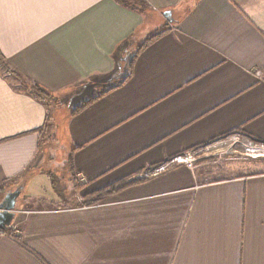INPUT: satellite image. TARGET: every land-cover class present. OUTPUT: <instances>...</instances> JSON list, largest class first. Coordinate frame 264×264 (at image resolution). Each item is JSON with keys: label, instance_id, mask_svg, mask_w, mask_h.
Instances as JSON below:
<instances>
[{"label": "crops", "instance_id": "1", "mask_svg": "<svg viewBox=\"0 0 264 264\" xmlns=\"http://www.w3.org/2000/svg\"><path fill=\"white\" fill-rule=\"evenodd\" d=\"M150 26L169 30L127 78ZM0 57L11 70L0 67V202L22 188L0 227V264H264V172L229 162L152 173L224 135L264 144V0H0ZM103 93L76 115L64 107ZM54 133L63 198L40 188L55 183Z\"/></svg>", "mask_w": 264, "mask_h": 264}, {"label": "rangeland", "instance_id": "2", "mask_svg": "<svg viewBox=\"0 0 264 264\" xmlns=\"http://www.w3.org/2000/svg\"><path fill=\"white\" fill-rule=\"evenodd\" d=\"M149 28L154 29L153 33L156 31L155 29H157V27H153V26L152 27L150 26ZM137 48L138 47H136V49ZM122 70H123V66H121V70H119V75H121ZM64 107L68 109L66 111H73L77 106L75 107V105L72 104L71 108H68V106L66 105ZM52 125H56V124L52 123ZM51 130L54 132L55 129L54 130L51 129ZM56 142H57V135L56 133H54L50 136V147L48 148L51 150L54 149V151H51V152L58 154L55 157V161H54V165L55 167H57L55 170L56 171L55 183L52 180H50L46 184L43 183L42 185H40V188L43 189V191H46L45 196L56 194L59 197L63 198L66 196V195L64 196L63 191L64 190L66 191V186L68 184V182L66 181L67 171H66L65 166L61 163L64 157L63 152L59 149L55 151L57 149ZM256 145L260 146L264 144L262 142H257L253 140L252 138H247L246 136H243L242 134L240 135L239 133H232L230 135H224L218 139L212 140L210 143L202 146L203 148L200 147L201 149L197 148L191 151L196 152V155L199 157L197 161L198 163L197 167L199 164L207 163L208 166L210 167L213 166L217 170L222 171L227 167V163L229 162H243L246 165L245 167L248 166V170H251L253 173H262L264 172V155H260L261 154L260 152H257V151L254 152L250 149L248 150L247 148V146H256ZM59 147L64 148V144H60ZM191 151H188V152H191ZM53 153L51 154V156L53 155ZM195 169H192V170H195ZM77 181H73L74 186L71 183L72 189L75 188V190H79L80 187L82 188V186L84 185L81 181L80 182H77ZM68 189H70V187ZM84 198L85 197H83V200ZM105 200L99 203L105 202ZM85 205H89V204L85 202ZM17 214L18 216H22L24 212L18 211ZM18 222H19V218H18V221L16 220L15 224H18ZM11 230L13 231L12 228Z\"/></svg>", "mask_w": 264, "mask_h": 264}, {"label": "trees", "instance_id": "3", "mask_svg": "<svg viewBox=\"0 0 264 264\" xmlns=\"http://www.w3.org/2000/svg\"><path fill=\"white\" fill-rule=\"evenodd\" d=\"M169 30V28H164L163 30L157 31L155 32L152 36H150L143 44H141L135 55L132 57V59L130 60L129 63V75L127 78L132 76V73L134 71V66L136 63V59L138 58V56L144 51V49H146L151 43H153L156 39H158L159 37H161L163 34H165L167 31ZM0 67L3 70H9V67L7 66V64L4 62V60L0 57ZM8 71V72H9ZM25 87L33 94L35 95L37 98L45 101L48 105H50V103L55 102L57 100V98L55 97V95H53L51 92H49L48 90H46L45 88H43L41 85L35 83V84H26L25 83ZM104 95L100 94L96 97H93L85 102H83L81 105L77 106L73 111H72V115H76L77 113L82 112L83 110H85L87 107H89L94 101H96L97 99H99L100 97H102ZM237 132H239L237 130ZM215 140V139H214ZM212 141V140H211ZM211 141H208L206 143H202L196 146H193L191 148H189L188 150L182 152L181 154H184L188 151L191 150H195L197 148H200L208 143H210ZM179 154V155H181ZM175 157V156H174ZM70 165L72 168V172H73V181L75 180V172H74V166H73V156L70 157ZM160 165V164H159ZM149 179V177H142V178H134V179H129V178H124L119 180L116 183H113L103 189H100L98 191H95L93 193H89L87 195H85L84 200L86 203H88L89 205L92 204H97L109 197H112L113 195L127 189L130 186L145 182ZM2 230H0L1 232Z\"/></svg>", "mask_w": 264, "mask_h": 264}, {"label": "built area", "instance_id": "4", "mask_svg": "<svg viewBox=\"0 0 264 264\" xmlns=\"http://www.w3.org/2000/svg\"><path fill=\"white\" fill-rule=\"evenodd\" d=\"M203 148V147H202ZM248 150H252L254 152H260V155H264V145H256V146H247ZM201 149V148H200ZM198 156L196 155V152L191 151V152H186L184 154L181 155H177L169 160H167L166 162L160 164L159 166H157L152 173L154 175H158L160 173H163L165 171H167L169 168H172L174 166L177 165H186L191 169H195L197 167V161H198ZM82 180H84V178H81ZM18 224H15V226H17Z\"/></svg>", "mask_w": 264, "mask_h": 264}, {"label": "water", "instance_id": "5", "mask_svg": "<svg viewBox=\"0 0 264 264\" xmlns=\"http://www.w3.org/2000/svg\"><path fill=\"white\" fill-rule=\"evenodd\" d=\"M169 14H171L170 11L165 12L166 16ZM21 189L20 187L7 193L2 202H0V227L3 229L9 227L13 222L16 213L17 198L21 193Z\"/></svg>", "mask_w": 264, "mask_h": 264}]
</instances>
